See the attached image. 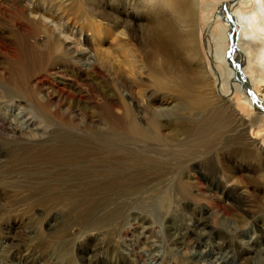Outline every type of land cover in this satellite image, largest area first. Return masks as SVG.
Returning a JSON list of instances; mask_svg holds the SVG:
<instances>
[{
    "label": "rangeland",
    "instance_id": "374dc122",
    "mask_svg": "<svg viewBox=\"0 0 264 264\" xmlns=\"http://www.w3.org/2000/svg\"><path fill=\"white\" fill-rule=\"evenodd\" d=\"M135 1L137 0H103V2L102 0H85L77 3V0H68L64 5L58 4L57 8L59 9H57V15H53L55 20H59L58 22L65 25V32L67 34L69 33L73 39L77 40L78 38L84 39L89 37L91 45L88 48L89 51L86 50L83 54L77 49L73 40L68 39L64 43L65 47L67 46L66 49L75 54L78 52L82 59L80 62H76V66L72 64L73 66H62L60 70L59 68L58 70H54L51 67L52 58L49 60V58L34 54L31 39L22 35L20 28L18 29L20 32L17 31L14 23L23 19V15L9 6L12 3L11 1L0 0L1 10H4L2 13L0 10V69L1 71H4L3 69L6 68L12 70V73L21 81L15 90L12 82L4 79L0 80V117L18 128L21 127V130L27 127V121L30 122L33 120L40 126L37 130L32 131L34 134L46 127L48 128L50 122L55 126L60 125L62 121L59 118L65 115L76 120L77 126L73 129H78V131L85 129L88 132L90 128L86 125H90L96 121L100 124L98 131L108 133L110 131L109 125L107 123H101V121H104L103 114L105 113L102 99L99 97L88 99L86 88H88L89 84L95 83L96 87L98 86V89L102 90L103 94H108L116 88L119 89L116 79L129 76L132 79L131 88H120L121 93L124 95L123 98L131 99L133 97L135 101L151 99L150 104L148 103L141 113L145 118L146 129L153 131V119L156 107L167 106L171 108L173 119L161 121L162 124H166L164 131L169 133L172 130H176L177 125L188 133L185 134L184 142L187 143V146L189 145L191 147L187 150L191 152L197 150L199 154L198 158L202 160L201 164L199 163L200 165L195 168L191 167L189 169L187 167L189 177L206 176L207 180L203 181H206L205 188L210 187L209 185L217 187V190L215 188L212 191L213 198L217 197V195H225V198L229 202L236 203L238 197L243 195L245 199L248 198L251 200L248 203L250 205L249 208L246 209V207L239 206L237 211L230 212V215L221 213L218 207L219 203L212 200V197L211 199L207 198L196 201L184 192L182 183L186 178L180 179L175 177L179 171H177L174 165L154 169L157 172L149 174L153 170H149L150 168L147 163H142L133 158V155H121L116 160H119L118 162L122 165L126 164V168H120L124 173L132 172L131 174H133V170H144L149 175L138 176L127 184L131 187L141 185L143 192L142 194L137 192L135 196L130 197L131 199L125 202L124 205L128 206H125V222H123L120 230L114 232L112 229H105L102 225L99 219L101 210L99 206L91 212V218L87 220L85 219L84 210L80 211L81 214L75 216L71 215L73 212L69 211L67 206L61 204L59 206L54 205V203L52 204L46 200L43 203L41 199L40 202H36V199L39 197L38 192L30 193L37 197H26V203L21 202L20 199L15 200V197H6L1 191L6 180H10L11 182H13L12 180H16L19 182V179H30V181L46 180L49 182V179L58 177V179H61V182L71 183L72 181H84L87 178L94 185L99 180V173L95 171L93 172L94 174L89 173L90 176L86 175V169L90 168L87 166L93 164V156H85V152L82 153L83 149H85V141L78 140L77 138H60L63 139L61 142H57V144L62 146L60 151L50 155L45 152L43 153L42 148L49 145V133L52 131L51 127V129H46L47 132H50L45 139L43 138L44 142L42 139L37 140L39 135L35 136L34 141L36 142V147H27L30 149L28 151L33 150L32 152H26V147L17 146L16 141L12 137L7 136V145L3 142L0 143V193L2 192L0 194V264H3L2 262L4 260L6 261L5 264H20V252L23 247L28 246L29 243L32 245L31 241L35 245L42 243L41 235L43 232L50 233V231L65 223V227L68 228V236L59 241L57 243L58 245H55L57 250L50 248L47 253H43L41 251H44V248L42 245H39L38 247L41 250L39 252L43 254V257L39 260L34 257L36 260L29 259L24 264H111L117 258V247L123 246V244H129L131 240H133L131 241L133 243L139 242L145 236L147 226H150V230L153 232L151 238L149 237L150 240L147 239L140 246L142 263L155 264L156 261L154 262L155 259L153 260V254H157L158 256L164 254V256L169 257L172 254H176L177 250L182 248V245L188 244L191 235L189 229L193 227L198 218L193 211L194 208H197L198 212L199 210L209 212L204 214V219L206 220L207 217V221L213 226L218 227L224 224V226L230 228L228 229L231 232H238L236 234L238 240L241 244L243 243L248 253L243 256L240 255L236 259L237 261L234 260L236 264H264V143L263 151L256 148L252 143V135L254 134L258 139L264 141V124H262L264 120L259 125H249L246 132H240L236 123H230L232 119L231 112L223 108L220 109V104H223L221 99H231L234 96H237L238 99L243 98L241 96L238 97L236 94L226 96V98L222 96L219 92L221 84H216L219 82L216 80L217 72L212 71L214 68L213 63H211V53L214 49V40L212 37L219 34V25L223 23L218 21L208 29V22L211 15L217 12L218 6L227 0H165V5L163 6L164 11L160 8L161 0H156L160 5L154 9L144 8L143 5L146 4L147 0H139L140 4L138 5L141 9L139 10L141 14L140 20L136 22L151 27L160 26L165 31L163 36V50L156 53L154 63L149 62L147 64V70L144 72L138 71L135 66L138 64L137 59L140 54L138 45L131 38V34L125 23L123 26H119L120 17L124 19L128 17V20H131L132 17L120 13L118 9L125 6L126 2ZM52 2L56 4L55 0ZM256 5L254 2L252 11ZM250 8L248 6H235L232 12L243 16L251 11ZM41 24L43 25V23ZM43 26H41L42 29L38 27L37 33L35 34V38L39 42H45L47 39L46 33H50L53 37L59 35V31L56 28H44ZM46 29L47 31H45ZM12 41L15 44L13 46H18L21 50V55L24 56L22 62H15V60L10 59V50L4 52V46L8 44L12 45ZM241 43L244 50L248 49L247 46H251L245 39H242ZM261 52H264V48H261ZM255 53V58H257L259 50ZM260 60V57H258L255 61ZM77 67L82 70L85 77L80 74ZM50 71L53 74H50ZM247 75L252 80L255 79L256 71L254 69V62L252 61L247 68ZM22 76L24 78L21 79ZM41 76L47 77L48 80L45 84H42V90L38 92L39 97L41 98V93H51L53 95V98L49 100L45 99L50 101V104L46 107H40L39 104V101H45L44 99L27 98L24 92L32 89V85L39 84L38 81L41 80ZM154 77L163 80L165 92H157L155 90L152 85V79ZM24 79L26 80L24 81ZM36 79L38 81H35ZM62 87L64 93L59 92ZM181 94L187 95L185 99H188L190 96H204L206 99H210V103L203 111L191 110L188 107L184 109V103L180 99L178 100ZM238 106L239 110H241L239 112L243 117L247 118L248 124L253 118L252 114L254 113V109L246 105L242 100L239 101ZM216 107L219 109V112L218 110L212 111ZM117 113L121 114L122 112L117 109ZM232 114L234 115V113ZM233 117L237 116L234 115ZM183 118L190 119L191 122H186V125L179 124ZM70 127L74 126L72 125ZM200 131L201 133H199ZM198 133L200 136H197ZM86 134L88 133L85 132V136ZM0 136L4 135L1 134ZM207 138L208 140H206ZM21 148L24 150H21ZM246 148L247 156L239 154L240 151ZM99 149L97 150H104L103 148ZM237 159L242 161L243 164L237 163L234 166L233 163ZM224 160L230 163L231 168L229 170V167H227L229 165ZM136 162L140 164L132 166L133 164H138ZM54 163H56L57 168L47 172L45 165L50 167ZM9 165H12L11 168ZM127 165L130 166L127 168ZM245 165H247V169ZM26 166L30 168H24ZM40 166H44L45 170L41 169ZM173 168L176 169L174 172L172 170ZM223 170L226 172L224 173L226 177H224V174L222 176L221 172ZM155 175H158L157 178L151 180ZM159 175L162 176L160 177ZM162 179L170 181L169 185L174 189L173 214L166 224H159L155 220V218H160L158 205L156 206L155 204L149 209L146 208V203L149 199L147 190L154 186L160 187L161 182H165ZM258 186L262 188L260 192L256 190ZM205 188L203 187V190ZM41 196H44V194H41ZM42 198L46 199L48 197L44 196ZM205 203L211 205L209 209H207L208 206ZM25 208L29 209V211ZM74 218L75 220H73ZM98 222L100 224H97ZM19 223H21V226L23 224V232L26 233L22 232ZM204 228L209 229L208 227ZM40 231L41 235L39 233ZM72 231H75L76 234ZM204 231V229L200 228L197 230V233L201 234ZM208 237V246L202 248L204 252L209 251L211 248L217 250L216 245L224 239L223 237L217 238L212 229ZM72 238L75 242L72 241ZM72 242L74 246H72ZM6 245L7 247H5ZM195 248L191 246L187 251L189 254L194 253L197 250ZM95 249L96 256L93 254ZM14 252L16 253V257L10 258L9 255L15 254ZM7 253L8 256H6ZM234 262L232 264H235Z\"/></svg>",
    "mask_w": 264,
    "mask_h": 264
},
{
    "label": "bare ground",
    "instance_id": "6f19581e",
    "mask_svg": "<svg viewBox=\"0 0 264 264\" xmlns=\"http://www.w3.org/2000/svg\"><path fill=\"white\" fill-rule=\"evenodd\" d=\"M9 1L12 2L11 5L9 6L15 9V11H18L19 13L23 15V19L18 20L17 22L14 23V25H16L17 27L16 28L17 31L20 32L21 30L22 35L31 39L34 54L45 57V58H49V60L52 58L51 67L54 70H58V68L60 70L62 66H71L72 64L76 66L77 65L76 62H80L82 59L80 58V55L78 52L75 54L72 51L69 52V50L66 49L67 46L65 47L64 43L68 39L73 40V42L75 43V46L77 47L78 50L81 51V53L84 54L86 50L89 51L88 48H90V45H91L89 37L84 38V39L76 38L77 40H79L77 42V40L73 39L69 33L67 34L65 32L64 30L65 25H63L61 22H58L59 20L56 21L55 18L53 17V15H57V11H58L57 9H59L57 8V5L58 4L64 5L68 0H55L56 4L52 2L54 0H9ZM82 1H85V0H77V3H80ZM254 2L258 6L256 5V7L252 11ZM138 4H140L139 0L135 2H126L125 6H122L121 8L118 9L120 13H124L127 16L132 17L131 20H128L127 19L128 17L126 19L120 17L121 19L119 21V26H123L125 23V25L127 26L131 34V38L138 45L140 54L138 55V59H137L138 64L135 66L138 71L144 72L147 70V64L149 62L154 63L156 53L163 50V40H164L163 36H164L165 31L160 26L151 27L149 25L136 22L140 20V14H141L139 11L141 9L139 8ZM159 5L160 3L159 2L157 3L156 0H147L146 4L143 5V7L154 9V8H157ZM164 5H165V0H161L160 8L163 11H164V8H163ZM235 6L236 7L237 6H243V7L248 6V7H251L250 8L251 11L247 12L246 15L239 16L235 14L234 12H232V9ZM1 8L2 6L0 4V10ZM3 11L4 10H1V13ZM218 21L223 24L222 25L220 24L221 26L218 24L220 27V32L217 36L212 37L214 40V49L212 50V53H211L212 55L211 63H213V66H214L212 71L217 72L216 80L219 81L216 84L217 85L221 84L219 92L225 98L226 96H230L232 94H236L238 95V97L241 96V98H243V99H238L237 96L233 95L234 97H232L231 99H221L223 101L222 102L223 104H220L221 105L220 109L223 108L224 110H228L229 112H231L230 115L232 119L230 118L231 119L230 123L232 124L236 123L240 132L241 131L246 132L247 127L249 125H252V124L259 125L264 120V52H261V48H264V0H227L225 3L222 2L220 6H218L217 12L211 15V18L208 22L209 23L208 29L211 27L212 24H215ZM41 23H43L44 26ZM41 26H43L44 28H48V27L56 28L57 31H59V35L57 37H53L52 35H50V33H46L47 39L45 40V42H39V40L35 38V34L37 33L38 27H40L39 29H42ZM19 28L20 30H18ZM45 31H47V29ZM242 39H245L247 42L250 43L251 46H247L248 49L244 50L243 49L244 47L242 48V43H241ZM16 40H15V43H16ZM13 44H14V41H12V45L8 44L4 46V49H5L4 52H6L7 50H10V56H9L10 59L15 60V62L16 61L22 62L24 56L21 55L20 48L18 46H13ZM70 47L68 48L70 49ZM258 50H259L258 57H260L261 60L255 61L258 57L255 58L254 54H256L255 52H257ZM88 56H89V53H88ZM251 61L254 62V69L256 71V76L254 80L249 78L247 75V68L249 67V64ZM52 68L50 69L52 70ZM3 70L4 71H1L0 69V80L4 79V80L12 82L16 90V88H18L21 81H19L17 76H15V74L12 73V70L8 68L3 69ZM79 72L81 75H83V72L81 69H79ZM49 73L53 74L51 71ZM83 76L85 77V75ZM41 77H40L41 78L40 81H38L37 79L35 80V81H38L39 84L36 83L35 85H32V89H28L24 91L26 93L25 96L27 98H35V99L38 98V100L40 99L49 100L53 98V95L51 93H50L51 95L47 93L46 94L41 93L42 96L41 98L39 97L38 92L42 90V84H45L48 80L47 77L45 76H41ZM22 78L24 77L22 76L21 79ZM26 79H24V81ZM131 80L132 79L129 76L119 77L118 79H116V83L119 89L116 88L114 91L108 94H103L102 90H99L98 86L96 87L95 83L91 85L89 84L88 88L85 87L87 95H88V99H95L96 97H99L100 99H102L105 113L103 114L104 121H101V123H104V124L107 123L109 125L110 131L108 133L99 132L98 130L100 128V124L97 123L96 121H94L90 125L89 124L86 125L87 127L90 128V131L88 132L85 131V129L80 130V131H78V129H73L75 128V126H77L76 120L74 118H71L70 116L65 115L59 118L62 121V122L60 121L61 122L60 125L55 126L53 123L50 122L51 126L49 125V127L47 128L45 124V127H46L45 129H42L41 131H37V133L34 134L32 133V131L37 130V128L40 126H38L33 120L30 122L27 121V127L21 130L20 129L21 127L18 128L9 122H6L4 118L0 117V135L1 134L4 135V136H0V143L3 142L4 144L7 145V136H10L16 141V143L18 144L17 146L23 147V148L26 147V150H27L26 152H32L33 150L28 151L30 149H28L27 147L29 148L36 147L35 145L36 142L34 141L35 136L39 135L37 140H40V139L43 140V138L45 139L47 134L50 132V131L47 132L46 129L52 128V131L49 133L50 140L48 138L49 145L48 146L44 145L46 147L42 148L43 153L45 152L50 155L54 154L55 152L60 151L62 147L61 145L57 144V142L59 143L63 139H66V138H77L78 140L85 141V149H83V151L81 150L82 153L85 152V156H89V157L93 156V164L91 165L89 164L88 166L86 165L87 167H90L89 169L88 168L86 169L87 170L86 175L90 176L89 173H93L95 171H98L99 173V177H98L99 180L94 185L91 184L90 179H87V178H85L84 181H75V182L72 181L71 183H64L63 181L62 183L61 179L59 178L61 182L60 183L58 177L54 179L53 178L49 179V182L46 180L30 181V179H23V180L19 179V182H17L16 180H12L13 182H11L10 180H6V183L3 189L1 190L4 193V195L6 197H15L14 198L15 200L20 199L21 202L27 203L26 197L27 198L34 197L36 195H32L30 193L38 192L39 197L36 199V202L37 201L40 202V199H41L43 203H44V200H46L47 202H51L52 204L54 203V205L59 206L61 204L63 206H67L69 211L74 213V214L72 213L71 215H75V216L78 214H81L80 211L84 210L85 219L87 220L88 218H91L90 217V215L92 214L91 212H93V210L97 208V206H99L101 208L99 219L102 225L105 227V229L106 228L112 229L115 232L116 230H120L123 225V222H125V206H126L124 205L125 202L131 199L130 197L135 196L137 192L139 194L140 193L142 194L143 192V188L141 185H136L134 187H131V186H128L127 184L130 183L133 179L137 178L138 176L147 174L146 171L133 170V174H131L132 172L124 173L123 170L121 169L126 168L125 167L126 164L122 165L118 162L119 160H116L121 155H133V158L141 161L142 163L148 164V167L150 168L149 170H153V172L149 174H154L155 172H157V170H154V169H159L163 166H168V165L173 166L174 165L177 171H179L178 174L175 175V177L180 178V179L186 178V180L183 183L181 182L182 189L184 190V192H186L188 196H190L192 199L196 201H199L202 199L204 200L207 198L211 199L212 197V200L219 203L218 207L221 213L223 212L226 215H230V212L231 213L233 211L236 212L239 206L246 207V209H248L250 206L248 203L251 200H249L248 198L245 199L243 195L238 197L236 203L229 202L228 199L225 198V195H220V196L217 195V197L213 198L212 191L215 188L217 190V187H213L209 185L210 187L205 188L206 181L205 182L203 181L207 180L206 176L204 177L201 175V177L199 176L194 177V178L189 177L188 175L189 171H187V167L189 169L191 167L195 168L201 164L202 160L198 158L199 154L197 153V150H194L193 152L187 150L188 148L191 147L189 145L187 146V143L184 142L185 136H186L185 134H188V133H186V131H184L183 128L178 127L177 125H176V130H172L169 133L164 131L166 128V124H162L161 121L173 119V113L171 112V108H168L167 106H157L156 107L154 119H153V122H154L153 131H149L148 129H146L145 118L143 115H141V113L144 111L145 106L148 105L149 102H151L150 101L151 99H144L143 101H137V100L135 101L133 97H131V99H124L123 98L124 95L120 91L121 87L124 89L131 88L130 87L132 83ZM247 82L249 83L251 89L254 91V95H255L254 99L251 96V90H249V88L247 87ZM152 85L154 86L157 92H165V86H164L163 80L154 77L152 79ZM59 92L64 93L63 87L62 89L59 90ZM186 97H187L186 94H181L178 97V100L180 99L181 102L184 103V109L188 107L191 110L203 111L204 108L208 106L210 103V99H206V97L204 96H190L188 97V99H185ZM181 98H184V99H181ZM233 98H236V99H233ZM19 99H23V98H19ZM48 100H45V101L42 100V102L39 101L40 107L48 106L50 104V101ZM241 100L244 101L246 105H249L252 109H254V113L252 114L253 118L250 120L248 124H247V118L243 117V115L239 112L241 110H239L238 103ZM117 109L120 110L122 113L118 114ZM214 110H218L219 112V109L217 107L214 108L212 111ZM232 113H234V115H236L237 117H233L234 115ZM186 122L190 123L191 121L190 119L183 118L179 122V124L186 125ZM64 125H67V126H64ZM72 125L74 127H70ZM85 132L88 133L86 134V136H85ZM199 133H201V131ZM199 133L197 134V136H200ZM257 134L259 135V133ZM254 135H252L253 145L256 148L262 150L264 141L262 139L261 140L258 139ZM182 136H184V138L181 139ZM60 138H63V139H60ZM206 140H208V138ZM23 148H21V150ZM99 148H103L104 150L98 151L97 149ZM239 154L243 156L244 155L247 156V148L240 151ZM3 157L5 158V156ZM225 162H227V165H229V166L226 165L227 167H229L228 168L229 170L231 168L230 163H228V161H225ZM237 163L243 164L242 161H239L237 159L233 163L234 166H236ZM55 164L56 163H54L53 166L49 165L51 169L50 167L45 165L46 171L49 172V170H53L57 168ZM139 164L140 163L133 164L132 166H136ZM97 166H100V167H97ZM128 166L130 165H127V168ZM245 167L247 169V165H245ZM24 168L28 169L30 167L26 166ZM31 168H34V167H31ZM40 168L44 169L45 167L40 166ZM167 169L169 168L167 167ZM176 169L173 168L172 169L173 172ZM221 173L223 176V174L226 172H224L223 170V172ZM157 176L158 175L153 176L151 180L156 179ZM224 177H226V174H224ZM164 180L165 179H162V181ZM227 181H229V179H227ZM169 182L170 181L165 180L164 183L161 182L162 184L160 187L154 186L153 188L147 190V195L149 199L146 203V206H147L146 208L149 209L150 207H152V205H155V204L156 206L157 205L159 206L158 211H159L160 218L159 219L155 218V220L159 224H163V223L166 224V222L169 220V218L173 214L172 212H173V206H174L173 205L174 204L173 202L174 189L171 185H169ZM203 187L205 188L204 190H203ZM261 189H262L261 186L260 187L258 186L256 190L257 192H260ZM41 194H44V196L48 198L43 199L42 197L44 196H41ZM205 205L208 206L207 209H209L211 206L209 203H205ZM25 209L29 211V209L27 208ZM203 209L205 208L203 207ZM193 211L198 216V218L196 219V222L193 225V227L189 229V232H191V235L189 237L188 244L186 245L181 244L182 248L180 249L178 248L179 250H177L176 254H172V252H170L172 256H169V257L164 256V254L162 256L153 254V260L155 259L154 262L156 261L157 264H232V262H234V260L239 258L240 255L243 256L244 254L248 253L247 249L244 248L243 243L241 244V242L238 240V237L236 235L238 233L237 231L236 233L231 232L229 230L230 228L224 226V224L218 227L213 226L211 223L207 221V217H206V220L204 219L205 217L204 214L209 213L207 211L199 210L198 212L197 208H194ZM73 220H75V218ZM20 224L21 223H19V225ZM65 224H61L60 227L55 228L54 230L50 231V233L43 232V234L41 235V231H40L39 233L42 236V243L35 245V243L33 244V242L31 241L32 245H30L29 243L28 246L23 247L20 252V264H24L29 259H34V257L37 258L38 260L41 259V257H43V254L39 252L41 251L38 247L39 245H42V247L44 248V251H41L43 253L44 252L47 253L50 248H54V250H57V247L55 245H58L57 243L59 241H61L64 237L68 236V228L65 227ZM97 224H100V223L98 222ZM19 227H21L22 232H23L24 231L23 224L22 226L20 225ZM204 227H208L209 229L207 228L205 229ZM200 228L204 229L205 231L201 234H198L197 230ZM150 229H151L150 226H147V228L145 229V232H146L145 236H143L139 242L133 243L131 242L133 240H131L129 244H123V246H118L117 254H116L117 258L111 264H143L142 255L140 253V246L141 244L145 243L147 239H149V237L151 238L153 231H151ZM211 229L212 231H214L215 236L217 238L223 237L224 239L221 243L216 245L217 250L216 249L213 250V248H211L212 250L210 249L209 251L204 252L202 248L208 246V238H209L208 236H209ZM72 232L75 233V231H72ZM23 233H26V232H23ZM72 241L75 242L74 239ZM177 244H179V242H177ZM72 246H74V244ZM191 246L196 247L197 250L194 253L189 254L187 249ZM5 247H7V245ZM8 253L6 256H8ZM93 254L94 256H96V249L93 252ZM234 254H236L235 255L236 257L233 256ZM9 256L10 258H15L16 253L9 255ZM2 263L5 264L6 261L4 260ZM88 264H91V263H88Z\"/></svg>",
    "mask_w": 264,
    "mask_h": 264
},
{
    "label": "water",
    "instance_id": "95a60500",
    "mask_svg": "<svg viewBox=\"0 0 264 264\" xmlns=\"http://www.w3.org/2000/svg\"><path fill=\"white\" fill-rule=\"evenodd\" d=\"M247 87L249 88V90H251V96L252 98L254 99L255 98V95H254V91L251 89L249 83L247 82ZM253 94V95H252Z\"/></svg>",
    "mask_w": 264,
    "mask_h": 264
}]
</instances>
